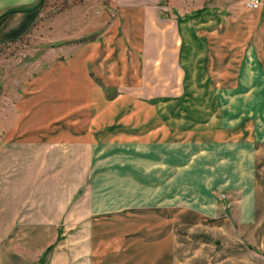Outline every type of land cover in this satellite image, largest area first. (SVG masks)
<instances>
[{
  "label": "crops",
  "instance_id": "0c3cea01",
  "mask_svg": "<svg viewBox=\"0 0 264 264\" xmlns=\"http://www.w3.org/2000/svg\"><path fill=\"white\" fill-rule=\"evenodd\" d=\"M39 1L0 0V45L38 21V10L11 7ZM125 1H110L97 30L64 57L50 55L48 70L22 86L15 119L2 126L0 264H187V227L194 242L208 232L211 243L225 244L219 264H264V184L213 219L189 209L187 216L169 196L153 202L164 184L141 181L153 168L168 170L164 157L146 155L150 148L250 144L248 120L191 125L200 110H233L235 90L264 73V0L256 10L212 5L187 13ZM111 148L139 156L100 151ZM111 161L129 177L114 175L112 190L98 188L100 164ZM109 192L118 205L106 201Z\"/></svg>",
  "mask_w": 264,
  "mask_h": 264
},
{
  "label": "rangeland",
  "instance_id": "374dc122",
  "mask_svg": "<svg viewBox=\"0 0 264 264\" xmlns=\"http://www.w3.org/2000/svg\"><path fill=\"white\" fill-rule=\"evenodd\" d=\"M112 0H40L32 7H11L9 13L29 14L38 10V21L28 32L20 38L7 41L0 45V134L2 126L10 124L16 116L17 104L21 88L39 70H48L49 58L52 54L64 57L68 47L84 42L87 33L97 30L98 15L107 11V4ZM152 2L163 12L187 13L199 7L220 6L223 8H240L246 0H131L129 2ZM106 7V8H105ZM107 14H109L107 12ZM90 30V31H89ZM89 31V32H88ZM261 72V69L258 68ZM262 73V72H261ZM234 92L233 110H200V118L193 125L198 124L202 129L211 127H226L240 121L248 120L252 127L253 137L248 145L239 144H194L185 141L169 148H150L146 155L168 160V170L154 169L150 177L143 182L155 186L164 184L163 194H154L153 202L161 201L169 196L171 206L186 208L187 216L193 212L202 211L208 218H223L227 210L236 206L242 192H248L253 187L264 184V73L255 82L241 84ZM253 98H246L251 94ZM218 107L225 104L217 102ZM197 112V113H198ZM113 158L117 155H137L138 152L125 148H111L100 150ZM99 151V152H100ZM145 155V154H143ZM145 155V156H146ZM163 165L161 162L156 165ZM99 164H97L98 166ZM97 172L94 180L98 188L112 190L114 175L125 173L129 177V170L118 171L117 163L108 162ZM130 168L129 163H127ZM166 174L170 179L167 180ZM162 175L164 176L162 178ZM140 179V178H139ZM169 181V186L166 182ZM158 190L155 188V191ZM141 199L145 196H128ZM119 196L109 192L106 197L113 206L118 205ZM137 200V201H139ZM127 205L130 202L127 201ZM209 221V219L206 218ZM220 220V219H219ZM186 261L187 264H219L226 256L225 244L211 243L207 233H202L205 239L194 242V230L186 229ZM240 245V244H239Z\"/></svg>",
  "mask_w": 264,
  "mask_h": 264
},
{
  "label": "built area",
  "instance_id": "2783aa9c",
  "mask_svg": "<svg viewBox=\"0 0 264 264\" xmlns=\"http://www.w3.org/2000/svg\"><path fill=\"white\" fill-rule=\"evenodd\" d=\"M261 6L260 0H246L244 2V8L247 10H256Z\"/></svg>",
  "mask_w": 264,
  "mask_h": 264
}]
</instances>
